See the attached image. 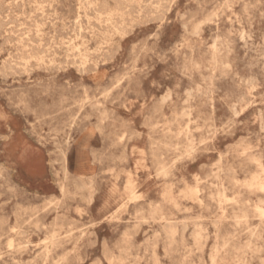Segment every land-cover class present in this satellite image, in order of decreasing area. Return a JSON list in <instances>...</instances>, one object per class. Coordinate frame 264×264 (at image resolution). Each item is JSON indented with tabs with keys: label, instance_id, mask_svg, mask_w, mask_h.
<instances>
[{
	"label": "rangeland",
	"instance_id": "obj_1",
	"mask_svg": "<svg viewBox=\"0 0 264 264\" xmlns=\"http://www.w3.org/2000/svg\"><path fill=\"white\" fill-rule=\"evenodd\" d=\"M85 1L0 7V65L11 54L40 66L0 75L25 101L0 97V264H264V0H169L168 11ZM97 79L130 102L110 131L133 138L120 133L118 147L75 126L95 100L76 89ZM22 143L40 154L38 171L23 166ZM102 205L115 217L92 231L107 252L86 236Z\"/></svg>",
	"mask_w": 264,
	"mask_h": 264
},
{
	"label": "clouds",
	"instance_id": "obj_2",
	"mask_svg": "<svg viewBox=\"0 0 264 264\" xmlns=\"http://www.w3.org/2000/svg\"><path fill=\"white\" fill-rule=\"evenodd\" d=\"M171 3H175V0H171ZM169 4V0H159V4L157 5L158 8H164L167 10V6ZM0 7L7 8L9 7L8 0H0ZM3 49H0V52H2ZM98 63V62H97ZM39 65H32L31 67L27 64L22 63L19 58L13 59V55H9L8 59L4 62V64L0 65V69H5V71H0V75H12V76H19L24 73H30L32 71H35L37 68H39ZM89 75H91L92 72L96 71V69L92 66H89V68L86 70ZM83 75V72H82ZM77 93H83V94H91L95 100L93 101L92 111L85 112L83 116L79 117V120L75 122L76 127L84 126L86 128L91 129V133L94 135L95 133H99L101 141L103 142L105 138L108 135H111L114 137V143L113 145L109 147H118L119 146V134L122 133L124 135L129 136V139L133 138L132 134L129 133L127 129L120 128L116 131H110L111 129L116 128V124L118 122V116L117 112L121 106H123L126 103H130L127 100V97L124 95V92H118L114 95H109L108 92L105 91V85L103 84V81L97 79L95 83L91 86L81 83L80 86L76 89ZM101 93H104L103 96H101ZM0 97H7L8 103L15 109H21L24 104V96L23 94L20 95H9V89L3 86H0ZM103 102L102 107H97V102ZM54 104H56L57 107H59L61 110L63 109V103H58L54 101ZM107 115V119L102 118V114ZM93 120L96 122L93 123ZM73 127V123H69L67 125V129L70 130ZM71 141V134L70 131L65 132V140L64 144L67 145ZM63 146V145H62ZM107 150V149H106ZM95 159H93V163H95ZM78 199L80 200V206L87 208L91 204V198H87L86 200L83 198H80L78 196ZM70 209H65V211H68ZM119 211V209H118ZM108 208L101 206V209L99 210V214L92 218L90 216L88 221V231L86 232L87 238L90 240V246L96 247L99 243L103 249H105V252H107L108 249V240L105 238L102 242L98 241L96 239V233L92 231V229L98 227L100 224H103L105 221H111L115 214L109 215ZM103 217L102 219L100 217ZM83 232L84 230L81 229ZM71 235V233H69ZM83 237L77 238V243L80 242V239ZM85 259L87 258H77L74 261V264H85ZM108 260L109 264H114L111 257L108 255L104 256H98L94 259H90L89 264H104V261Z\"/></svg>",
	"mask_w": 264,
	"mask_h": 264
},
{
	"label": "bare ground",
	"instance_id": "obj_3",
	"mask_svg": "<svg viewBox=\"0 0 264 264\" xmlns=\"http://www.w3.org/2000/svg\"><path fill=\"white\" fill-rule=\"evenodd\" d=\"M85 1V0H84ZM86 1H90V0H86ZM85 1V2H86ZM154 1V0H153ZM93 2H95V1H93ZM152 2V1H151ZM228 2V1H227ZM16 3V2H15ZM87 3V2H86ZM92 3V2H91ZM97 3V2H96ZM125 3H127V2H125ZM157 3H158V1H157ZM229 3V2H228ZM228 3H227V5H228ZM172 4V3H171ZM170 4V5H171ZM94 5H96V4H94ZM149 5V4H148ZM151 5V4H150ZM149 5V6H150ZM87 6H90V4L89 5H87ZM92 6H93V4H92ZM155 6H157V4L155 5ZM84 7V6H83ZM91 7V6H90ZM227 7V6H226ZM80 8V7H79ZM228 8V7H227ZM244 8V7H243ZM92 9V8H91ZM151 9V8H150ZM155 9H156V7H155ZM162 9V8H161ZM142 10V9H141ZM158 10V9H157ZM165 10V9H164ZM80 11V10H79ZM95 11V10H94ZM143 11V10H142ZM168 11V10H167ZM82 12V11H81ZM84 12V11H83ZM79 14V13H78ZM77 14V15H78ZM98 14V13H97ZM152 14V13H151ZM99 15H101L102 17H103V15L102 14H99ZM106 15V14H105ZM213 15H215V14H213ZM212 15V16H213ZM211 16V17H212ZM216 16V15H215ZM77 17H79V16H77ZM77 17H76V20H77ZM94 17H95V15H94ZM97 18L99 17V19H100V16H96ZM214 17V16H213ZM110 18V17H109ZM116 18V17H115ZM103 19V18H102ZM165 19V18H164ZM182 19V18H181ZM87 20V19H86ZM211 20V19H210ZM79 21H82V19L80 20L79 19ZM106 21V20H105ZM104 21V22H105ZM109 21V20H108ZM120 21V20H119ZM130 21V20H129ZM208 21V20H207ZM76 23L78 22V21H75ZM110 22V21H109ZM115 22V21H114ZM124 22V20L122 21V23ZM126 22V21H125ZM88 23V22H87ZM106 23V22H105ZM121 23V22H120ZM119 23V24H120ZM99 24V23H98ZM110 24V23H109ZM140 24V23H139ZM203 24V23H202ZM250 24V23H249ZM51 25V24H50ZM115 25V24H114ZM114 25H113V27H114ZM118 25V24H117ZM120 25H122V24H120ZM125 25V24H124ZM81 26V25H80ZM92 26V25H91ZM99 26V25H98ZM111 26V25H110ZM74 27V26H73ZM106 27V26H105ZM112 27V28H113ZM117 27V26H116ZM120 27V26H119ZM82 28V27H81ZM80 28V29H81ZM121 28V27H120ZM184 28V27H183ZM114 29H116V28H114ZM113 29V30H114ZM127 29V28H126ZM195 30H196V28H194ZM122 30V29H121ZM195 30H194V32H195ZM116 31V30H115ZM117 31H118V29H117ZM120 32V31H119ZM119 32H118V34H119ZM111 33H113V32H111ZM123 33V32H122ZM124 33H125V31H124ZM123 33V34H124ZM123 34H121V35H123ZM195 34V33H194ZM36 35V34H35ZM90 35V34H89ZM193 35V34H192ZM80 36V35H79ZM150 36V35H149ZM156 36V35H155ZM196 36V35H195ZM119 37H120V35H119ZM158 37V36H157ZM151 38V37H150ZM73 40V39H72ZM156 40V39H155ZM72 42V41H71ZM215 42V41H214ZM104 43V42H103ZM216 43V42H215ZM214 43V44H215ZM181 45H183V44H181ZM103 47V46H102ZM119 47H120V45H119ZM215 47V46H214ZM74 48H75V46H74ZM94 50V49H93ZM77 51V50H76ZM80 51V50H79ZM80 54V53H79ZM79 57V56H78ZM37 59V58H36ZM78 59V58H77ZM100 59V58H99ZM31 60V59H30ZM48 60V59H47ZM42 61V60H41ZM51 63V62H50ZM49 63V64H50ZM79 65H81V64H79ZM65 66V65H64ZM59 67V66H58ZM82 69H83V66H82ZM184 69V68H183ZM66 70V69H65ZM186 91V90H185ZM212 96V95H211ZM163 97V96H162ZM169 97V96H168ZM168 97H166L167 99H169ZM212 99V98H211ZM163 102V101H162ZM164 103V102H163ZM162 103V105H164ZM184 111V110H183ZM5 114V113H4ZM5 116V115H4ZM3 116V117H4ZM184 116V115H183ZM187 116H188V114H187ZM189 116H190V113H189ZM234 116V115H233ZM4 119V118H3ZM75 120V119H74ZM32 125V124H31ZM156 126V125H155ZM147 128V127H146ZM149 128V127H148ZM46 134V133H45ZM38 137V136H37ZM21 140L19 139V138H16V139H14V141H12V142H20ZM46 142V141H45ZM38 143H39V141H38ZM190 143H192V142H190ZM168 145V144H167ZM170 145V144H169ZM187 146H189V145H187ZM190 147V146H189ZM192 148V147H191ZM196 148V147H195ZM187 149V148H186ZM189 149V148H188ZM186 151V150H185ZM190 151H192L191 149H190ZM194 151V150H193ZM175 152H177V151H175ZM179 152V151H178ZM194 154V153H193ZM155 157V156H154ZM218 157V156H217ZM19 158L22 160V162H23V166H25L26 167V169L30 172V173H33V172H36V171H38L39 169H41V165H40V163L37 161L38 159L37 158H41V156H40V154L39 153H37L36 151H34V150H32V149H30V148H27V147H25L24 145H23V143H22V147H21V150L19 151ZM32 158H36V159H32ZM66 158V157H65ZM158 160V159H157ZM218 160V159H217ZM255 161V160H254ZM157 162V161H156ZM256 163H258L257 161H255ZM218 165H220V164H218ZM158 168V167H157ZM262 168V167H261ZM163 169V168H162ZM219 169H221V168H219ZM218 169V170H219ZM263 170V169H262ZM229 171V170H228ZM227 171V172H228ZM230 172V171H229ZM262 172V171H261ZM65 174V173H64ZM227 174V173H226ZM263 174V173H262ZM12 175V174H11ZM88 177V176H87ZM158 177V176H157ZM168 176H166V178H167ZM248 180V179H247ZM185 181V180H184ZM183 181V183L185 184V182ZM236 181V180H235ZM246 183V182H245ZM251 182H249V184H250ZM63 184V183H62ZM171 184V183H170ZM199 184V183H198ZM174 185V184H173ZM194 185H195V183H194ZM251 185V184H250ZM249 185V186H250ZM263 185V184H262ZM261 185V186H262ZM188 186V185H187ZM246 186H248V185H246ZM186 187V186H185ZM167 188H168V186H167ZM173 188V187H172ZM190 188V187H189ZM251 188V187H250ZM65 189V188H64ZM164 189H166V188H164ZM197 189V188H196ZM263 189H264V187H263ZM172 190V189H171ZM183 190V189H182ZM260 190V189H259ZM61 191V190H60ZM169 191V190H168ZM255 191V190H254ZM165 192V191H164ZM189 192V191H188ZM187 192V194H189ZM261 192V191H260ZM264 192V191H263ZM180 193V192H179ZM200 194V193H199ZM62 195V194H61ZM180 195V194H179ZM212 195V194H211ZM218 195V194H217ZM221 195H222V193H221ZM168 196V195H167ZM62 197V196H61ZM183 197H184V195H183ZM187 197V196H186ZM188 197H190V196H188ZM217 197V196H216ZM220 197V196H219ZM218 198V197H217ZM224 198V197H223ZM164 199H165V196H164ZM194 199V198H193ZM219 199V198H218ZM225 199V198H224ZM229 199V198H228ZM258 199V198H257ZM166 200V199H165ZM164 200V201H165ZM191 200V199H190ZM196 201V200H195ZM258 201H259V199H258ZM263 201V200H262ZM194 202V201H193ZM192 202V203H193ZM220 202V201H219ZM46 203V202H45ZM47 203H48V201H47ZM49 203H50V201H49ZM165 203V202H164ZM259 203V202H258ZM59 204V203H58ZM202 205V204H201ZM262 205V204H261ZM48 206L49 205H47V206H45V207H47L48 208ZM157 207V206H156ZM44 208V207H43ZM201 208V207H200ZM262 209V208H261ZM45 210V209H44ZM127 210V209H126ZM157 210V209H156ZM257 210H259V207H258V209ZM264 210V209H263ZM262 210V211H263ZM261 211V212H262ZM224 213V212H223ZM242 213V212H241ZM55 214H56V212H55ZM242 216V215H241ZM262 216H263V213H262ZM15 218V217H14ZM253 218V217H252ZM238 219V218H237ZM254 219V218H253ZM15 220V219H14ZM160 220V219H159ZM146 221V220H145ZM166 222V221H165ZM168 222V221H167ZM15 224V223H14ZM184 225V224H183ZM182 225V227H184ZM164 227V226H163ZM200 227V226H199ZM216 227V226H215ZM214 227V228H215ZM13 228V227H12ZM169 228V227H168ZM162 229V228H161ZM183 229V228H182ZM13 230V229H12ZM194 230V229H193ZM214 230V229H213ZM162 231V230H161ZM165 231V230H164ZM203 231V230H202ZM173 232H174V230H173ZM181 232H182V230H181ZM195 232H196V230H195ZM174 233H177V232H174ZM197 233V232H196ZM204 233V232H203ZM160 234V233H159ZM165 234V233H164ZM193 234V233H192ZM191 234V235H192ZM17 235V234H16ZM194 235V234H193ZM192 235V236H193ZM253 235H254V233H253ZM82 236V235H81ZM155 236V235H154ZM174 236V235H173ZM182 236V235H181ZM194 236H196V235H194ZM193 236V237H194ZM53 237V236H52ZM197 237V236H196ZM199 237V236H198ZM154 238V237H153ZM161 238V237H160ZM208 238V237H207ZM216 238V237H215ZM252 238V237H251ZM168 239V238H167ZM169 239H171V238H169ZM168 239V240H169ZM145 240V239H144ZM103 241V240H102ZM193 241V240H192ZM197 241V240H196ZM172 242V241H171ZM170 242V243H171ZM142 243V242H141ZM251 243V242H250ZM247 244V243H246ZM27 245V244H26ZM141 245V244H140ZM136 246V245H135ZM250 246V245H249ZM51 247V246H50ZM73 247V246H72ZM215 247V246H214ZM247 248H248V246H246ZM251 247V246H250ZM223 248V247H222ZM153 249V248H152ZM138 250H139V247H138ZM144 251V250H143ZM196 251H197V249H196ZM131 252V251H130ZM224 252V251H223ZM47 253V252H46ZM144 253V252H143ZM146 254V253H145ZM154 254V253H153ZM112 255V254H111ZM209 255L210 254H208V257H209ZM118 257V256H117ZM121 259V258H120ZM211 259V258H210ZM209 259V260H210ZM238 259V258H237ZM213 260V259H212ZM215 260V259H214ZM263 260V259H262ZM211 261V260H210ZM107 262V261H106ZM250 262V261H249ZM60 263V262H59ZM58 263V264H59ZM221 263V262H220ZM108 264V263H107Z\"/></svg>",
	"mask_w": 264,
	"mask_h": 264
}]
</instances>
